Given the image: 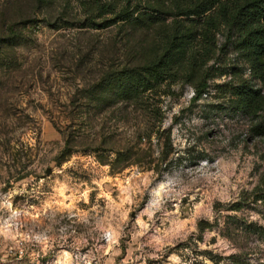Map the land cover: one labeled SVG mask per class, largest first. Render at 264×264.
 Returning a JSON list of instances; mask_svg holds the SVG:
<instances>
[{
  "label": "rangeland",
  "instance_id": "1",
  "mask_svg": "<svg viewBox=\"0 0 264 264\" xmlns=\"http://www.w3.org/2000/svg\"><path fill=\"white\" fill-rule=\"evenodd\" d=\"M246 1L131 0L162 6L147 30L116 22L126 0H46L0 28V264H264V14ZM161 21L197 34L202 64L131 71Z\"/></svg>",
  "mask_w": 264,
  "mask_h": 264
},
{
  "label": "trees",
  "instance_id": "2",
  "mask_svg": "<svg viewBox=\"0 0 264 264\" xmlns=\"http://www.w3.org/2000/svg\"><path fill=\"white\" fill-rule=\"evenodd\" d=\"M49 1V0H48ZM247 10H249L251 13H253L254 15L259 14V15H263L264 14V0H247ZM46 3V0H35V2L32 4L33 7H29L31 9V14L29 12H23V17L22 19L20 18V20H10V21H6L5 20V15L0 13V18H1V24H0V28L3 30V32L7 33V34H11L13 33L12 30L16 27H19L20 25H26L28 23L31 22V17L36 16V15H40L43 13V8L44 5ZM131 0H126V4L117 11L116 13V22H120V25L122 28H124L125 26L128 27H132L133 25V21L132 20H139L141 21L140 27H146V29L148 30L150 28V24H146L147 23V19L152 17H159L162 14V10L161 7L158 9H153L152 7L148 6L146 8V10L140 14L139 16L134 17V13L136 12L137 9H132L131 8ZM49 7V5H48ZM244 6L240 8V11L242 12L244 10ZM64 21V20H63ZM146 22V23H145ZM153 24H155V22H152ZM164 22L161 21V24H163ZM164 24H163V28H164ZM175 32H173V34H169L168 31L164 28V30H162L161 32V36L160 40L163 44V48H161V45L159 46V50H152L151 52H146L144 54H142V61H140L139 66L134 65L131 68L132 72H137L139 74H141L140 69H151L153 68V73H155V75H157L158 77H166L167 75H170V77L174 78L177 77V75L180 73L179 71H175L174 69L172 70V67L179 63L180 60L185 61V59L188 61V65L191 66L192 65H197V64H202L201 60L198 58V56L192 51V44L196 39V35L195 33L192 32H181L180 29L176 28L174 30ZM175 41L177 43V46H174L171 44H169L168 42L170 41ZM187 42L189 45L187 47H184V43ZM197 57V58H196ZM202 59V58H201ZM189 61L191 63H189ZM140 67V69H138ZM150 67V68H149ZM167 68H170L168 70H165ZM138 69V70H137ZM130 73V70L128 67H125L123 71H120L116 74L112 73L111 75H107L104 78L105 85L111 84L112 81L115 80V76L120 77V78H124L126 77L127 79H131L128 74ZM186 74V72H185ZM143 75V74H142ZM114 79V80H113ZM106 88V87H105ZM120 89V88H119ZM134 89V88H133ZM138 88H136L137 90ZM106 91V90H105ZM104 91V93H106ZM129 92H131L132 90L129 89ZM203 94V91H197L195 94V98L200 97ZM89 98H86L89 102L91 103H99L101 105H103V103H116L117 101V97L113 94L111 95H105L103 94V96H101V98H93L91 96H88ZM134 100H141L138 99L137 97H133L132 95L130 96H121L119 97L120 101L122 102H127L131 99ZM255 132L258 135H262L264 134V128L262 126H257L255 128ZM141 141V139L139 140ZM137 145H140V142H137Z\"/></svg>",
  "mask_w": 264,
  "mask_h": 264
}]
</instances>
